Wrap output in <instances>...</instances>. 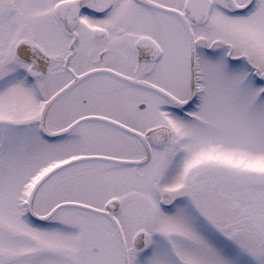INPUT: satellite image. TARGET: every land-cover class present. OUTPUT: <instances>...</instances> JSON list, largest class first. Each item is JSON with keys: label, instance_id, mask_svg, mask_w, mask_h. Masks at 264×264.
<instances>
[{"label": "snow or ice", "instance_id": "1", "mask_svg": "<svg viewBox=\"0 0 264 264\" xmlns=\"http://www.w3.org/2000/svg\"><path fill=\"white\" fill-rule=\"evenodd\" d=\"M0 264H264V0H0Z\"/></svg>", "mask_w": 264, "mask_h": 264}]
</instances>
